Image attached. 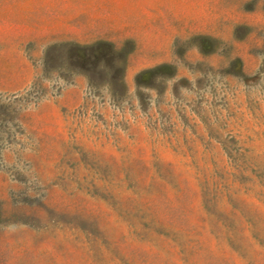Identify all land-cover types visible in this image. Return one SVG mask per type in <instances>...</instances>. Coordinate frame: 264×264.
I'll list each match as a JSON object with an SVG mask.
<instances>
[{"label": "rangeland", "instance_id": "obj_1", "mask_svg": "<svg viewBox=\"0 0 264 264\" xmlns=\"http://www.w3.org/2000/svg\"><path fill=\"white\" fill-rule=\"evenodd\" d=\"M0 264H264V0H0Z\"/></svg>", "mask_w": 264, "mask_h": 264}]
</instances>
